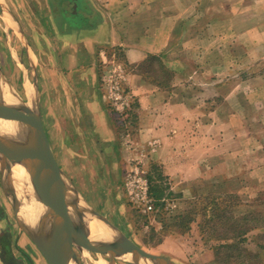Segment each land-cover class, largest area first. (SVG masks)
Wrapping results in <instances>:
<instances>
[{"label":"rangeland","instance_id":"1","mask_svg":"<svg viewBox=\"0 0 264 264\" xmlns=\"http://www.w3.org/2000/svg\"><path fill=\"white\" fill-rule=\"evenodd\" d=\"M1 1L14 5V12L22 17L34 16L33 9L27 6L30 0H14L26 7L21 10L13 0ZM206 4L209 8L204 10L209 11L210 16L194 17L195 31L206 29L209 24L210 28L220 19L227 30L230 28V33L217 35L206 34L207 29L200 31L193 35L194 49H190L181 42L189 37L183 24L181 29L184 30L179 29L178 34L173 35L172 44H177L178 48L165 52L161 58L149 54L145 61L130 65L121 59L119 52L100 68L97 82H92V74L88 73L87 82H83L82 106L94 101L98 110L92 113L87 108L79 115L70 111L48 113L44 108L45 125L49 126V139L61 160L74 156L75 152L83 157L81 170L91 164L93 175L94 161L105 166L111 164L109 183L114 189L109 198L128 207L124 211L129 223L128 240L145 254L164 257L172 251L183 261L188 257L187 264H264L261 250L264 246V181L255 185L261 179L254 178L256 174L251 170L255 162H259L262 167L259 166L258 173L264 174V51L247 49V44L234 34L233 17L229 15L233 11L231 3L227 1L220 7L226 18H218L219 2L209 1L203 5ZM37 6L38 17L58 19L60 8L56 3L48 5L46 0H38ZM6 13L11 16L8 10ZM256 42L260 46V37L254 40ZM57 66L50 71L45 69L44 77L49 80L41 81L43 87L49 88L51 96L54 93L62 96L66 90L57 74ZM141 85L146 90H161L167 95L164 106L151 103L155 111L143 118L137 112L140 102L134 91ZM95 89H102L103 96L94 98ZM116 89L124 98L119 105L111 97ZM52 100L65 110L62 97H51ZM160 115L162 120H158L157 125H169L171 116L178 119V125H196L192 128L194 132L197 125H212L214 128L207 132L208 161L200 163L193 158L186 162L181 156L186 151L185 144L178 146L179 151L174 152L170 163L179 168L171 171L154 160L153 154L160 143L155 142L153 136L141 139L140 125H151L152 117ZM99 122L113 125L111 145L99 144V155L94 146L81 147L82 151L79 147L75 149V143L79 146L86 138L83 127V140L79 141L81 137L75 134V125ZM183 135L185 137V133ZM237 140L241 141L238 146L235 145ZM223 149L226 155L220 153ZM110 150L113 153L108 154ZM256 150L258 161L251 156ZM234 154L240 156L234 158ZM135 169L137 172L131 175L148 184L155 210L152 214L144 212L143 204L138 206L131 200L133 195L128 194L126 174ZM236 185L240 186L238 193L234 191ZM256 187L260 192L256 193ZM119 188L123 193L118 199L114 192ZM113 219L116 222L117 219ZM169 238L175 241L168 244L165 240ZM123 259L129 264L135 263L128 254L117 260Z\"/></svg>","mask_w":264,"mask_h":264},{"label":"crops","instance_id":"2","mask_svg":"<svg viewBox=\"0 0 264 264\" xmlns=\"http://www.w3.org/2000/svg\"><path fill=\"white\" fill-rule=\"evenodd\" d=\"M209 1H216L221 5H218V18H226V13L220 10V7H223L222 3L227 1L231 3L233 11L229 15L233 17L234 34L247 44L245 46L247 49L264 51V28H259V26L264 27V0H46L48 5L56 3L60 8L59 17L56 20L53 17L46 19V16H37L38 0L28 2L27 6L33 9L32 17H22L14 12V5L13 7L7 1L2 3L0 0V90L2 92L7 90V94L16 101V104L8 105L4 99L1 100L0 120L23 125L22 131L28 132L31 137L40 136L42 150L51 153L67 202L65 215L62 218L53 219V216L57 217L56 214L60 211L59 206L49 204L50 193L35 167L28 164L26 173L29 179L19 183L18 188L11 167L20 162L1 161L0 264H49L38 244L43 236L44 227L46 225L53 227L57 221L63 224L72 235L70 237L60 229L51 231L47 235V248L61 264H129L124 259L117 260L124 255L115 257L109 253H97L76 240L80 239L92 247H97L103 244L121 243L124 239H128L126 232L129 224L128 216L124 212L128 210V207L120 201L114 203L113 198H109L112 194L111 189H114L113 184L109 183L110 177L112 178L111 164L105 166L103 163L94 161L93 175L90 170L91 164L86 166L85 170H81L83 161L81 155L74 152V156L63 160L57 156L53 149L54 143L49 139V126L45 125L43 109L48 110V113L70 111L81 115L88 108L94 113L98 110L93 104L94 101L86 102L84 104L86 107L82 106V87L83 82L88 80L87 73L92 74L90 77L92 82H97L100 77V68L119 52H121L119 53L121 59L130 65L145 61L149 54L161 58L160 55H165V52L178 48L177 44H172L173 35L178 34L183 24L186 27L185 33L189 37L181 42H185V48L188 46L187 48L190 49H194L193 35L195 33L206 29V34L209 32L217 35L230 33V28L227 30L224 21L221 23L220 19H216L210 28L209 24L205 26L206 29L201 28L195 31L194 17L209 18L210 16L209 11L206 13L204 10L209 6L203 5ZM14 2L18 5L17 9L26 8L22 3L20 5L17 1ZM6 10L9 11L10 17ZM12 11L14 14L11 13ZM259 37L260 46L257 42L254 43V40H258ZM45 58H47L46 62ZM56 65L59 67L57 74L60 75V80L66 89L62 96L56 93L51 96L49 88L46 89L41 85V81L49 80L44 77L45 69L50 71V68ZM142 86L138 89L134 88L140 102L137 112L142 115L141 118L155 111L151 103L162 107L167 97L161 90H146L141 88ZM28 88L34 95L31 106L27 105ZM94 91V98L97 95L103 96L102 89ZM51 97L53 99L62 97L65 110L62 105L56 106L53 100L51 102ZM236 110L234 111L239 113ZM152 118L151 125H140V128H142L141 139L153 136V140L160 143L158 150L153 154L154 160L162 163L164 167L167 166V169L171 168V171L179 168L170 163L173 162L174 152L179 151L178 146L185 144L186 151L181 156L186 162L193 158L200 163L208 161L210 155L207 132L214 128L212 125H197L198 129L194 132L192 128L196 125H187V123L178 125L176 117L171 116L169 125H157L162 120L161 115L159 118L154 116ZM97 124L75 125V134L81 137L79 141L83 140L81 136L83 127L87 134L86 136L84 133L86 137L84 143L80 142L79 146V143H75V149L94 146L99 155V144L111 145L113 125H104L102 122ZM220 124L222 125V122ZM189 128H191L190 131H188ZM240 143L241 141H235L237 146ZM58 145L60 146V143ZM235 149L239 150L238 147ZM58 150L60 151L59 148ZM236 150H234L235 153ZM223 152L224 149L220 153ZM257 152L258 150L251 153L254 161H258L259 152ZM111 153L113 150H110L108 154ZM232 156L235 158L240 155ZM89 161L92 162V159L89 158ZM259 166L261 168L262 164L255 162V166L251 169L252 173L256 174L254 178L261 179L255 185L264 181V174L258 173ZM194 174L196 173L193 172ZM234 188L235 193H238L240 186L236 185ZM118 190L114 194L119 199L123 189ZM258 192L260 191L256 187V193ZM28 202H37L46 209L33 231L27 226L20 212L24 204ZM113 218L117 219L116 222ZM91 219L100 220L113 229L117 238L110 242L93 241L90 238L88 226ZM166 241L171 244L175 240L169 238ZM262 248L261 250L264 251V246ZM178 256L170 251L168 254L165 253L164 258L176 264L188 263V257L183 261ZM190 259L193 260V257ZM135 263L140 264L137 261Z\"/></svg>","mask_w":264,"mask_h":264},{"label":"water","instance_id":"3","mask_svg":"<svg viewBox=\"0 0 264 264\" xmlns=\"http://www.w3.org/2000/svg\"><path fill=\"white\" fill-rule=\"evenodd\" d=\"M33 137H35L37 143H39L40 149H43L41 147L42 142L39 140L40 136L38 137L34 135ZM0 155V163L3 160H10L20 163L26 162L29 165L34 166L50 193L49 204L59 206L60 211L58 214H56L57 217H55V215L53 216V219H57L59 217L62 218L65 215L67 210L66 195L61 187L50 151L42 150L40 153L33 152L21 146L9 144L7 143V140L0 136ZM58 229L65 232L66 235L70 237L72 236L70 231L65 228L63 224L57 221L53 227H48L47 225L44 227L43 236L41 237L38 244L39 249L42 251L49 264H61L60 261L50 253L46 245L47 235H49L51 231ZM76 240L88 249L97 253H109L115 257L128 254L131 259H133V261L137 262L140 261L155 264H173L164 257L145 254L143 251H141V249H139V247L130 242L128 239H124V241L121 243L103 244L97 247H92L80 239V241L78 239Z\"/></svg>","mask_w":264,"mask_h":264},{"label":"bare ground","instance_id":"4","mask_svg":"<svg viewBox=\"0 0 264 264\" xmlns=\"http://www.w3.org/2000/svg\"><path fill=\"white\" fill-rule=\"evenodd\" d=\"M27 93L29 98L27 105L31 106L33 104L34 95L30 88H28ZM2 99H4V101L8 105L16 104L15 99L7 94V90L3 92L0 90V102ZM21 126L23 125L0 120V136L7 140V143L9 144L21 146L30 151L40 153L42 149H40L39 143H37V141L33 137L28 135V132H23ZM27 167L28 163L26 162H23L22 164L15 163L11 167V172L15 182L17 183V187L20 185L19 183L24 182L27 178L29 179L28 174L26 173ZM45 211L46 209L37 202H28V204H24L22 211L20 210L22 218L25 220L27 226L31 228L30 230L32 231L35 230L34 228L40 221V216ZM88 226L90 230V238L95 242H110L117 238L116 232L107 225L103 224L100 220L98 221L95 219H91L88 222ZM139 263L145 264L146 262L139 261Z\"/></svg>","mask_w":264,"mask_h":264},{"label":"built area","instance_id":"5","mask_svg":"<svg viewBox=\"0 0 264 264\" xmlns=\"http://www.w3.org/2000/svg\"><path fill=\"white\" fill-rule=\"evenodd\" d=\"M117 90L118 89H116V92H112L111 97L115 101V104L119 105L124 100V98ZM136 172L137 169L127 172L125 186L127 187L128 194L133 195L131 200L134 203H138V206L142 203V210L144 212L151 213L154 211V204L148 194V184L142 179H136L135 175H131L135 174Z\"/></svg>","mask_w":264,"mask_h":264}]
</instances>
